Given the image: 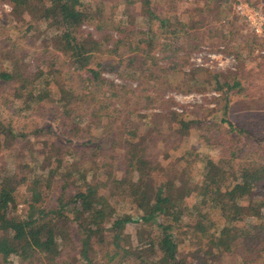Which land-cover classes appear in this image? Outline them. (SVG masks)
<instances>
[{"label":"trees","instance_id":"trees-1","mask_svg":"<svg viewBox=\"0 0 264 264\" xmlns=\"http://www.w3.org/2000/svg\"><path fill=\"white\" fill-rule=\"evenodd\" d=\"M154 1L124 0L116 17L109 0H6L14 23L0 16V155L13 154L19 139L23 159L0 167V264L264 263L262 154L201 161L191 112L182 109L179 116L164 96L181 88L169 82L170 75H150L148 61L176 78L204 73L202 82L225 97L240 78L222 80L218 72L189 64L190 52L201 46L187 38L196 37L195 28L186 31L184 44L163 42L177 44L181 53L160 55L152 20L166 26L167 35L173 21L152 9ZM214 2L222 5L205 0L200 9ZM136 3L147 5L145 27L136 24ZM46 22L57 27L48 49L40 50L42 59L31 63L19 55L18 32L32 38ZM120 65L136 74L135 85L102 74L122 75ZM20 71L35 76L13 80ZM158 85L164 89L159 96ZM93 88L98 93H84ZM135 89L149 91L146 96L161 105L139 123L140 132L124 102L134 92L142 95ZM36 102L51 114L64 112L65 120L56 124L60 134L52 122L22 128L3 113ZM98 124L106 127L104 134L96 135ZM41 129L50 137L34 151L29 135Z\"/></svg>","mask_w":264,"mask_h":264},{"label":"rangeland","instance_id":"rangeland-1","mask_svg":"<svg viewBox=\"0 0 264 264\" xmlns=\"http://www.w3.org/2000/svg\"><path fill=\"white\" fill-rule=\"evenodd\" d=\"M205 0H155L153 8L160 14H166V16L172 17V24L176 28L171 27L169 35H167L166 26H161L159 20L154 18L152 27L154 28L156 45L162 48L160 55L181 53L176 47L177 44L168 45L163 44L167 42L168 38L178 43H186V31L191 28L198 30L192 32V35L196 37H187L189 41H200L201 45H208L211 48L217 47L223 44L226 52H232L235 55V68H208L214 72H218L221 79L227 80L228 75L235 78H240L239 83L233 85L229 90L228 97H225L223 91H219L212 87L211 84L202 82L204 80V73L198 72L195 76L187 78H176V73H170L148 61V65L151 67L150 75L158 74L166 75L171 77L170 81L173 85H178L181 89L167 90L164 92L165 97L172 98L174 106L181 107L183 110L190 111L189 119H193L190 124L192 128V140L200 138V142L197 143L200 148L201 161L206 158H217L218 156H231L236 159L244 157L258 158L262 154L264 158V53L259 50L264 49V34L258 35L252 31L241 16L234 11V4L237 0H222V5L217 7V3L214 2L209 4L208 8L204 11L201 10V5ZM249 3L256 4L263 7L264 0H245ZM110 3L115 5V16L118 17L124 8V0H109ZM219 2V1H218ZM133 11L136 12V24L140 27H145L148 24L147 5L134 4ZM136 10H139L136 11ZM11 6L6 0H0V16L5 22L14 23L12 16L9 14ZM202 11V12H200ZM199 13H202L199 15ZM206 18V20H203ZM203 22L201 23V21ZM224 20V21H223ZM195 23L197 26H193ZM84 27L91 28V26L83 25ZM56 25L53 22H46L41 24V28L34 32V37H29L27 34L22 36V32H18L20 40L17 42V46L20 47L19 55L22 58H26L31 63H35L42 59L40 50L42 48L48 49L50 45V35L54 33ZM177 33V35L173 34ZM166 34V35H165ZM173 36V37H171ZM2 43H4L3 38ZM193 52V51H192ZM190 52V55L192 54ZM189 55V64L190 61ZM175 57V56H174ZM97 60V59H95ZM120 74L117 75L113 72L103 71L104 75L106 72L109 75L117 76L122 81H130L133 85L136 84L134 79L136 74L128 66L120 65ZM188 65L184 66L183 69H187ZM207 68V67H206ZM30 69V68H29ZM235 70V72H229V70ZM136 71V70H134ZM104 75L111 78V76ZM35 74L25 72H15L13 80L21 79L26 77L27 80L33 78ZM134 78V79H133ZM62 78L58 79L60 82ZM237 80V79H236ZM239 80V79H238ZM40 81H44L42 78ZM115 81V80H114ZM115 81V82H120ZM84 89H89V82L85 81ZM81 85V86H82ZM83 89V90H84ZM160 90V91H159ZM164 89L156 86V95L159 96ZM217 90L220 92L219 95H212L210 92ZM137 92H143L142 95L135 94L127 95L129 101L125 102V108L129 111V117L134 126H137L136 131L140 132V122H146L150 118V113L157 111V105L161 106L158 100L152 97H147V90L140 91L135 89ZM145 92V93H144ZM85 94L93 95L98 93L97 88ZM153 93V92H152ZM200 94L199 98L196 94ZM182 94H193L188 98H179ZM189 99V100H186ZM211 103H214L210 105ZM32 104V103H31ZM9 107V106H6ZM181 110H176L179 116ZM4 115L11 117L13 122L22 128H34L43 124H49L52 122L51 128L60 134L57 129V123H61L65 120V114L61 110H57L55 114L49 113V110L43 107L41 102L33 103L32 105H25L20 107L13 105L10 108L3 109ZM10 114L12 116H10ZM51 114V115H50ZM177 115V117H179ZM187 118V117H186ZM224 118V119H223ZM164 119L160 120L158 124L162 123ZM85 122V121H83ZM217 123H220V128ZM158 124H155L156 127ZM155 127V129H156ZM96 135L104 134L107 130L106 127L98 124L95 126ZM87 134V132H85ZM142 134V133H138ZM49 132L47 130H39L29 135L30 145L33 146L34 151L38 150V143L40 141L46 144L49 139ZM205 135L210 140L207 141L203 136ZM22 141L16 140L15 146L17 149L13 151V154L0 155V167H7V169L13 167L14 163L18 160H22L20 157L22 154ZM108 147V144H106ZM5 154V153H4ZM15 154V155H14ZM13 156V157H12ZM27 157V155H25ZM264 160V159H261ZM75 165L77 164L74 162ZM91 168L95 169V164H91ZM97 171V170H96ZM131 187L128 186L127 190L132 195ZM170 194L176 200L178 198V192L175 186L171 185ZM21 208V207H19ZM146 240L148 236L145 237ZM96 248L99 251L103 250L102 244L97 243ZM256 264V263H250ZM264 264V263H263Z\"/></svg>","mask_w":264,"mask_h":264},{"label":"built area","instance_id":"built-area-1","mask_svg":"<svg viewBox=\"0 0 264 264\" xmlns=\"http://www.w3.org/2000/svg\"><path fill=\"white\" fill-rule=\"evenodd\" d=\"M234 11L243 18L248 27L258 35L264 34V11L261 6L249 3L245 0H237L234 4ZM264 53V49L259 50ZM190 61L193 66H201L207 68H235V55L232 52H226L223 44L211 48L208 45H201L194 50L190 55ZM104 75H109L107 72ZM115 81H120L117 76L109 75ZM212 95H219L220 92L212 90ZM193 94H182L179 98H188ZM200 94H196L199 98ZM189 100V99H186ZM214 103H211L212 105ZM176 110H181V107L174 106Z\"/></svg>","mask_w":264,"mask_h":264}]
</instances>
